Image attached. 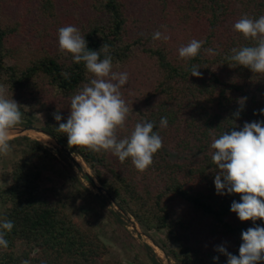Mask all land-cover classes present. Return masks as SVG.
<instances>
[{
  "label": "trees",
  "instance_id": "1",
  "mask_svg": "<svg viewBox=\"0 0 264 264\" xmlns=\"http://www.w3.org/2000/svg\"><path fill=\"white\" fill-rule=\"evenodd\" d=\"M245 14L264 15V0H0V84L8 97L37 112L41 130L82 158L118 207L144 228L165 232L161 248L177 264H227L216 247L239 255L242 231L254 226L230 211L239 194L216 193L210 147L234 126L264 121V75L226 59L232 48L253 43L233 27ZM66 25L81 31L89 50L109 45L113 71L128 73L120 91L133 112L118 138L137 122H155L163 147L146 171H137L131 158L121 163L110 152L69 147L67 134L57 131L70 97L92 78L83 62L59 50L58 29ZM156 31L169 39L154 40ZM192 39L206 42L185 61L178 50ZM192 65L201 77L191 76ZM241 97L246 103L235 118ZM161 117L168 119L166 128L159 126ZM16 141L33 156L16 162L10 184L0 189V220L14 222L0 264H123L105 261L109 247L102 238L83 230L58 197L43 190L56 153L28 137ZM256 224L264 227V220Z\"/></svg>",
  "mask_w": 264,
  "mask_h": 264
},
{
  "label": "clouds",
  "instance_id": "2",
  "mask_svg": "<svg viewBox=\"0 0 264 264\" xmlns=\"http://www.w3.org/2000/svg\"><path fill=\"white\" fill-rule=\"evenodd\" d=\"M166 29L165 25L161 26ZM234 30L253 41L250 46L232 48L226 59L234 66L250 69L253 74L264 75V15L252 18L243 15L234 23ZM154 40H168L167 35L156 31ZM206 41L192 39L179 48V57L185 61L194 59ZM59 50L71 54L73 62H83L92 78L70 97L69 115L65 123L59 110L53 113L59 123L57 131L67 134L68 145L87 148L92 152H110L121 163L131 158L139 172L153 164V157L162 149V138L154 131L155 122H137L130 135L118 138L128 116L133 112L122 98L120 89L128 83L127 72L113 71V57L109 45L103 44L99 51L89 50L81 31L72 25L58 29ZM205 51L214 54L212 49ZM101 53L104 58L101 59ZM199 66L192 65L191 76L201 77ZM67 77V73H63ZM13 95V94H12ZM246 97L238 98L239 108L233 113L239 118ZM21 105L8 97L7 88L0 85V156H7L11 149L10 131L22 123ZM264 114V109L260 110ZM160 128L168 126L167 117H161ZM211 160L215 167L214 185L218 195L239 194L240 201L233 200L230 211L241 222L252 221L253 227L242 231L239 255H234L223 245L216 251L227 257V264H260L264 262V227L257 220H264V121L245 122L240 130L235 126L224 131L210 145ZM14 222L0 220V248H8L6 233H11ZM219 256L213 257L218 260ZM20 264H30L21 260ZM41 264H44L42 261Z\"/></svg>",
  "mask_w": 264,
  "mask_h": 264
},
{
  "label": "rangeland",
  "instance_id": "3",
  "mask_svg": "<svg viewBox=\"0 0 264 264\" xmlns=\"http://www.w3.org/2000/svg\"><path fill=\"white\" fill-rule=\"evenodd\" d=\"M20 105L22 123L10 131V141H14L10 144L12 150L7 156H2L0 161V189L10 184L12 166L33 156L24 142L16 139L28 137L39 141L52 149L58 158L56 163L45 168L43 190L53 197L57 196L66 212L83 230L102 238L109 247L105 261L177 264L161 248L166 238L165 232L144 228L135 217L118 207L82 158L70 152L72 158L68 153L60 151L54 139L40 132L42 128L38 113L26 105ZM29 126H34L35 130H25ZM86 173L93 177L95 184L85 178ZM98 186L103 187L104 192H99Z\"/></svg>",
  "mask_w": 264,
  "mask_h": 264
},
{
  "label": "water",
  "instance_id": "4",
  "mask_svg": "<svg viewBox=\"0 0 264 264\" xmlns=\"http://www.w3.org/2000/svg\"><path fill=\"white\" fill-rule=\"evenodd\" d=\"M25 130H35V127L34 126H29V127H27V128H25ZM40 132H43L42 130L40 131ZM44 133V132H43ZM45 134V133H44ZM47 135V134H46ZM50 137V136H49ZM52 138V137H51ZM52 139H54V138H52ZM55 140V139H54ZM55 142L57 143V145H58V149L60 150V151H64L65 153H68L70 156H72V158H74L73 157V155L61 144V143H59L57 140H55ZM86 176L89 178V179H91L93 182H94V184H95V180L93 179V177L89 174V173H86ZM98 188V190H99V192H104V189H103V187H101V186H98L97 187Z\"/></svg>",
  "mask_w": 264,
  "mask_h": 264
}]
</instances>
